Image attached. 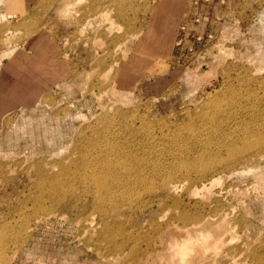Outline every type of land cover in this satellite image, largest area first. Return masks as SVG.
<instances>
[{"label":"rangeland","instance_id":"obj_1","mask_svg":"<svg viewBox=\"0 0 264 264\" xmlns=\"http://www.w3.org/2000/svg\"><path fill=\"white\" fill-rule=\"evenodd\" d=\"M2 11L0 61L27 58L0 65V264H165L221 219L192 264H264V0Z\"/></svg>","mask_w":264,"mask_h":264},{"label":"bare ground","instance_id":"obj_2","mask_svg":"<svg viewBox=\"0 0 264 264\" xmlns=\"http://www.w3.org/2000/svg\"><path fill=\"white\" fill-rule=\"evenodd\" d=\"M3 1L4 0H0V16L1 15H3L4 13H3ZM6 1H14V0H6ZM2 8V9H1ZM8 38L7 37H5V41L7 40ZM10 39V38H9ZM7 43V42H6ZM8 44V43H7ZM8 46H9V44H8ZM82 158H83V155H82ZM118 161V160H117ZM123 162V161H122ZM118 163V162H117ZM121 162L119 161V164H120ZM123 164V163H122ZM124 164H125V162H124ZM120 166V165H119ZM112 167V166H111ZM115 167V166H114ZM122 167V166H121ZM124 167V166H123ZM119 168V167H118ZM96 169V167L94 168V170ZM103 169V168H102ZM185 169V168H184ZM94 170H92V171H94ZM122 170V169H121ZM123 170H124V168H123ZM126 170V169H125ZM106 171V170H105ZM128 171H130V169H128L127 170V172ZM242 171H243V173H242ZM95 172V171H94ZM238 172V171H237ZM253 171H251L250 170V168L248 169V168H246V169H244V170H241V173L242 174H248V173H252ZM85 173V172H84ZM103 173H105V172H103ZM78 174V173H77ZM95 174H97V172H95ZM98 175V174H97ZM101 175V174H100ZM103 175V174H102ZM101 175V176H102ZM108 175V174H107ZM110 175V174H109ZM109 175H108V177H109ZM232 175V174H231ZM104 176H106V175H104ZM63 177H65V176H63ZM77 177V176H76ZM107 176L105 177V179L107 178V179H109ZM59 178V177H58ZM57 178V179H58ZM81 178V177H80ZM93 178V177H92ZM95 178V177H94ZM98 178H99V176H98ZM101 178V177H100ZM111 178H113L112 176H111ZM110 178V179H111ZM56 179V178H55ZM54 179V180H55ZM69 179V178H68ZM79 179V178H78ZM103 179V181H104V178H102ZM117 179V178H116ZM123 179V178H122ZM214 179H216V178H214ZM46 180V179H45ZM51 180V179H50ZM113 180V179H112ZM118 180H119V178H118ZM125 180V179H124ZM213 180V179H212ZM75 181V180H74ZM99 181V180H98ZM121 181V180H120ZM262 181V180H261ZM42 182V181H41ZM47 182V181H46ZM50 182H52V181H50ZM49 182V183H50ZM71 182V181H70ZM70 182L68 183V184H70ZM77 182H79V181H77ZM96 182H97V180H96ZM115 182V181H114ZM214 182V181H213ZM213 182H211L212 184H213ZM259 182V181H258ZM57 183V182H56ZM95 183V182H94ZM104 183H105V181H104ZM118 183V182H117ZM210 183V184H211ZM218 183V182H217ZM71 184H73V183H71ZM96 184V183H95ZM113 184V183H112ZM168 184H170V185H174V183L173 182H169ZM209 184V185H210ZM211 184V185H212ZM53 185V184H52ZM55 185V184H54ZM61 185V184H60ZM76 185V184H75ZM107 185V184H106ZM110 185H111V183H110ZM41 186V185H40ZM57 186V185H56ZM112 186V185H111ZM204 187H205V185H203ZM46 187H48V186H46ZM53 187V186H52ZM52 187L51 186H49V188H51L52 189ZM69 187V186H68ZM67 187V188H68ZM74 187V186H73ZM72 187V188H73ZM83 187V186H82ZM96 188H97V190H96V195H98V196H102V194H109V193H111V192H109V191H107L106 189H105V186H104V184L103 183H97V186H95ZM106 187H108V186H106ZM48 188V189H49ZM55 188V187H54ZM53 188V189H54ZM58 188V187H57ZM70 189H71V187H69ZM75 188V187H74ZM167 188H169V187H167ZM247 189V188H246ZM245 189V190H246ZM58 190V189H57ZM74 190V189H73ZM262 190V189H261ZM53 191H55V190H53ZM66 191V190H65ZM210 191V190H209ZM263 191V190H262ZM86 192L87 191H84V193L86 194ZM65 193V192H64ZM63 193V194H64ZM67 193V192H66ZM65 193V194H66ZM71 193V192H70ZM103 196H105V195H103ZM126 196V195H125ZM57 197V196H56ZM70 197V196H69ZM126 197H128V196H126ZM102 198V197H101ZM57 199V198H56ZM59 199V198H58ZM61 200V199H60ZM60 200H58V201H60ZM78 200H79V198H78ZM77 200V201H78ZM98 201V200H97ZM74 202V201H73ZM79 202V201H78ZM243 203V202H242ZM93 205V204H92ZM72 207H73V209H74V206L73 205H71ZM91 206V205H90ZM49 216V215H48ZM225 217H227L226 215H225ZM212 219V218H211ZM215 219V218H214ZM224 220V219H223ZM222 219L220 220V221H218V222H216V223H214V229H209V230H205L206 228H207V226H208V224L206 225V222L205 223H202V222H200V223H197V222H195V223H193L190 227H185L184 228V231H183V233H180V234H182V235H178V236H172V235H170V234H167L164 238H163V241H162V244L164 245V250L162 249V251L163 252H160L159 254H158V256H159V259H160V261L162 260H165V264H166V261H169L170 259L172 260L170 263L171 264H192L193 263V259H194V257L196 256V254H198L197 252H198V249H200V248H202V247H204V249L205 248H211L212 250H213V252H214V254H215V252H219V251H221V249H216V248H218V246L220 245V244H222L223 242H224V238H223V233L225 232V230H226V225H224V221H223ZM229 226V225H228ZM230 228V227H229ZM204 229V231H201V230H203ZM2 231V230H1ZM226 244V243H225ZM223 245V244H222ZM214 248V249H213ZM220 248V247H219ZM222 248V247H221ZM207 249H206V251H207ZM210 249V250H211ZM211 250V251H212ZM215 250V251H214ZM204 251V253H205V250H203ZM208 252H210L209 251V249H208ZM203 253V254H204ZM206 255V254H205ZM218 255V254H217ZM200 256V255H199ZM198 256V257H199ZM208 256V255H207ZM3 257H4V255L3 254H0V261H2L3 260ZM158 258V257H157ZM214 258V257H213ZM160 264H162V262L160 263Z\"/></svg>","mask_w":264,"mask_h":264},{"label":"crops","instance_id":"obj_3","mask_svg":"<svg viewBox=\"0 0 264 264\" xmlns=\"http://www.w3.org/2000/svg\"><path fill=\"white\" fill-rule=\"evenodd\" d=\"M22 55L20 54L19 51L15 52L13 51L12 54H11V57L8 59L9 61H6L4 63V61H0V65L2 66L1 70L2 69H7V68H15V67H18L20 66L21 64H26V62L24 60H19V58L21 57ZM23 58H27L26 56H22ZM2 62V63H1ZM60 66V64H59ZM21 72H23L22 70H20ZM12 80V79H11Z\"/></svg>","mask_w":264,"mask_h":264}]
</instances>
